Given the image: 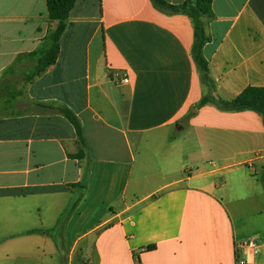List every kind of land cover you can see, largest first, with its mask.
<instances>
[{"label":"crops","instance_id":"0c3cea01","mask_svg":"<svg viewBox=\"0 0 264 264\" xmlns=\"http://www.w3.org/2000/svg\"><path fill=\"white\" fill-rule=\"evenodd\" d=\"M212 11L213 98L264 87V0ZM53 28L46 0H0V264H264L263 117L212 104L196 114L227 121L190 117L210 93L192 20L151 0H77L55 63L15 84ZM60 108L82 125V159Z\"/></svg>","mask_w":264,"mask_h":264},{"label":"trees","instance_id":"16d2710c","mask_svg":"<svg viewBox=\"0 0 264 264\" xmlns=\"http://www.w3.org/2000/svg\"><path fill=\"white\" fill-rule=\"evenodd\" d=\"M77 0H46L47 12L49 22L53 25V30L50 31L46 38L44 46L26 54L25 57L31 58L36 62V66L31 71L28 80L45 72L51 65H53L58 57L60 50V39L64 33L70 13L74 8ZM153 6L162 11H169L176 14L187 15L193 23L194 29V44L192 48V57L196 64L201 79L210 90V93L204 96L200 105L212 104L222 111L244 112L252 111L260 114L264 122V87H247L239 96L230 101H220L213 98L211 91L214 88L213 81L209 75L208 62L203 55L204 45L209 41V37L205 32V21L213 19L212 2L213 0H186L185 3L174 6L170 5L164 0H151ZM19 56L16 63L21 59ZM11 72V68L4 72L2 79L5 75ZM59 111L72 123L78 135L79 152L77 158L82 159L87 149V141L84 136L82 125L79 119L69 110L60 108ZM84 188V186H81ZM76 200L73 205L68 209L62 219L67 221L73 211L78 206L80 200ZM44 234L41 231H31L26 234ZM48 233V232H46Z\"/></svg>","mask_w":264,"mask_h":264},{"label":"rangeland","instance_id":"374dc122","mask_svg":"<svg viewBox=\"0 0 264 264\" xmlns=\"http://www.w3.org/2000/svg\"><path fill=\"white\" fill-rule=\"evenodd\" d=\"M25 72H20L19 74L13 76L12 80L13 82H15V84L17 83L19 86H21L22 82H24V80L29 78L30 74L28 76H24ZM25 78V79H24ZM11 83V82H10ZM204 106V105H203ZM202 105L201 106H197V107H192L191 109V114H190V117H192V119L195 121V122H204V123H209V124H216V123H223L227 120H221V119H218L214 114H205V115H202V114H196L197 110L200 109L201 107H203ZM216 107V106H215ZM217 108V107H216ZM140 159L138 158V161L135 165V172H139V169H140ZM135 175H137L135 173ZM51 234H58L59 235V231H55L53 230L52 232L50 231ZM55 249V247H53ZM16 264H19V259H18V262Z\"/></svg>","mask_w":264,"mask_h":264},{"label":"built area","instance_id":"2783aa9c","mask_svg":"<svg viewBox=\"0 0 264 264\" xmlns=\"http://www.w3.org/2000/svg\"><path fill=\"white\" fill-rule=\"evenodd\" d=\"M128 81H129L128 78H123L122 79L123 83H128ZM240 247L242 249H249L251 251H256V249H257L256 243L254 241H252V240H247V241L241 243ZM241 264H243V262H241Z\"/></svg>","mask_w":264,"mask_h":264}]
</instances>
